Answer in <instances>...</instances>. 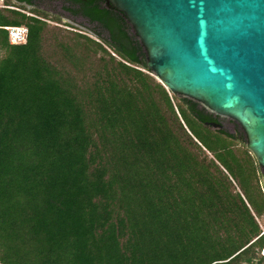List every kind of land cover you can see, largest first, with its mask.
Wrapping results in <instances>:
<instances>
[{"label": "trees", "instance_id": "1", "mask_svg": "<svg viewBox=\"0 0 264 264\" xmlns=\"http://www.w3.org/2000/svg\"><path fill=\"white\" fill-rule=\"evenodd\" d=\"M39 1L0 9L28 28L0 29V264H264L245 141L152 76L104 0H54L95 39Z\"/></svg>", "mask_w": 264, "mask_h": 264}, {"label": "water", "instance_id": "2", "mask_svg": "<svg viewBox=\"0 0 264 264\" xmlns=\"http://www.w3.org/2000/svg\"><path fill=\"white\" fill-rule=\"evenodd\" d=\"M104 2L125 17L152 76L235 122L264 174V0Z\"/></svg>", "mask_w": 264, "mask_h": 264}, {"label": "rangeland", "instance_id": "3", "mask_svg": "<svg viewBox=\"0 0 264 264\" xmlns=\"http://www.w3.org/2000/svg\"><path fill=\"white\" fill-rule=\"evenodd\" d=\"M39 8L44 10L49 17H58L60 19V23L58 24L61 27L66 28L65 25H68L70 30L78 31L80 33L86 34L95 39V35L92 32L93 25L90 24L86 19L80 16H74L67 12L63 5L59 3H48V2H40L38 3ZM26 7V6H25ZM28 7H26L27 9ZM29 9V8H28ZM51 25H57L54 22H49ZM219 122L223 125V129H225L228 133L236 134L238 137L242 138L244 142V136L242 131L239 129L237 124L227 118L219 117ZM263 174L260 169V181L262 184V188L264 190V177L261 175ZM260 222L264 224V216L260 219Z\"/></svg>", "mask_w": 264, "mask_h": 264}, {"label": "built area", "instance_id": "4", "mask_svg": "<svg viewBox=\"0 0 264 264\" xmlns=\"http://www.w3.org/2000/svg\"><path fill=\"white\" fill-rule=\"evenodd\" d=\"M0 9H10V10H17L21 11L20 9L8 5L5 3V0H0ZM25 12V11H22ZM27 13V12H25ZM27 15H31L27 13ZM0 29H3L7 32L9 43L11 45H21L26 42L27 36H28V28L26 26H2ZM264 193V190H263ZM260 226V234L259 237H264V224L259 223ZM261 256L264 257V248L260 252Z\"/></svg>", "mask_w": 264, "mask_h": 264}, {"label": "flooded vegetation", "instance_id": "5", "mask_svg": "<svg viewBox=\"0 0 264 264\" xmlns=\"http://www.w3.org/2000/svg\"><path fill=\"white\" fill-rule=\"evenodd\" d=\"M40 2L59 3L58 1H54V0H40L38 3Z\"/></svg>", "mask_w": 264, "mask_h": 264}]
</instances>
